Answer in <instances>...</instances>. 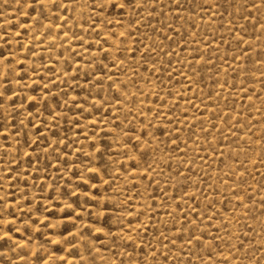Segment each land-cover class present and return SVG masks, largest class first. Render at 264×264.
<instances>
[{
	"label": "rangeland",
	"instance_id": "1",
	"mask_svg": "<svg viewBox=\"0 0 264 264\" xmlns=\"http://www.w3.org/2000/svg\"><path fill=\"white\" fill-rule=\"evenodd\" d=\"M0 264H264V0H0Z\"/></svg>",
	"mask_w": 264,
	"mask_h": 264
},
{
	"label": "snow or ice",
	"instance_id": "2",
	"mask_svg": "<svg viewBox=\"0 0 264 264\" xmlns=\"http://www.w3.org/2000/svg\"><path fill=\"white\" fill-rule=\"evenodd\" d=\"M255 6V5H254ZM120 7H124V4H121Z\"/></svg>",
	"mask_w": 264,
	"mask_h": 264
}]
</instances>
